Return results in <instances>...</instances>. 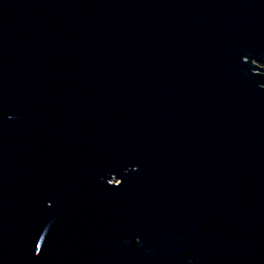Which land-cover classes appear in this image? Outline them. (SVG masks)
<instances>
[{
	"label": "water",
	"instance_id": "1",
	"mask_svg": "<svg viewBox=\"0 0 264 264\" xmlns=\"http://www.w3.org/2000/svg\"><path fill=\"white\" fill-rule=\"evenodd\" d=\"M0 264H264V0H0Z\"/></svg>",
	"mask_w": 264,
	"mask_h": 264
},
{
	"label": "rangeland",
	"instance_id": "2",
	"mask_svg": "<svg viewBox=\"0 0 264 264\" xmlns=\"http://www.w3.org/2000/svg\"><path fill=\"white\" fill-rule=\"evenodd\" d=\"M112 182H113V183H117V181H116V180H112Z\"/></svg>",
	"mask_w": 264,
	"mask_h": 264
}]
</instances>
